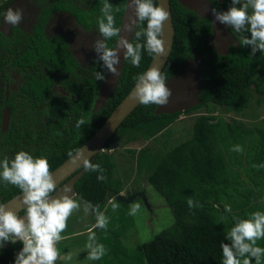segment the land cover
<instances>
[{
  "label": "trees",
  "instance_id": "1",
  "mask_svg": "<svg viewBox=\"0 0 264 264\" xmlns=\"http://www.w3.org/2000/svg\"><path fill=\"white\" fill-rule=\"evenodd\" d=\"M169 1L174 41L162 72L168 78L175 75L188 59H200L199 69L204 75L200 102L183 111L159 114L155 113L156 105L138 104L106 141L104 148L117 143L122 145L154 139L159 134L170 133L171 123L182 112L188 113L202 107L206 112L195 117L190 137L184 140H175L172 144L162 140L156 149L147 146L125 148L130 159L135 158L132 170H143L145 167L146 181L162 196L173 218L172 224L137 247L136 255L128 257L126 250L125 257H121L125 246L120 238L130 219L124 207H120L125 206L126 202L115 199L125 188L120 164L112 151L103 150L94 154L91 162L101 165L104 179H97L101 174L99 172L85 170L75 182L76 196L99 206L100 212H104L108 204H119L118 212L112 219L109 218L107 229L94 228V212L86 222L89 224L86 228L88 235L95 232L97 242L106 248V255L102 259L93 260L97 264H222L220 245L228 242L226 234L235 223L233 218L244 219L251 212L264 211V167H253L264 165V116L251 126L225 116L229 113L241 115L245 109L253 111L252 103L264 104V53L250 55V47L241 43L242 37L249 34L231 28L238 44H231L227 54H218L210 18L201 16L180 0ZM221 1L218 3L214 0V3L217 8L222 6L227 11L231 0ZM9 2L1 0L0 13ZM109 2L113 4L116 26L119 27L126 0ZM153 2L157 4L156 0ZM53 3L52 7L68 8L83 25L90 26L98 25L104 0H90L88 9L68 0H55ZM117 7L119 12H115ZM141 27H146V22L139 25L137 30ZM39 31L36 29V32ZM115 39L108 40L109 47H113ZM130 42H136L134 34ZM54 56V53L42 55L44 60L48 59L56 65L58 62ZM28 58V63H32L33 58ZM151 58L146 51H142L139 67H134L130 60H124L113 92L97 110H93V105L101 81L95 78L87 79L85 88L79 86L82 89L75 93L74 100H71L73 102L63 107L59 100H54L53 106L25 107L14 111L15 103H11V98L4 101L10 107V118L5 131L0 127V160L11 159L23 150L34 157H46L50 169L55 168L108 117L135 84L134 77L145 72ZM18 60L23 63L20 58ZM98 69L106 72L101 61ZM28 83L27 89L32 93L29 100H36L42 95L49 97V80L32 76ZM216 110L222 113H214ZM81 118L85 124L77 128V121ZM236 145L241 146L243 151H233ZM18 192L19 188L0 180V203ZM135 192L136 189H133L122 196L129 197ZM189 198L198 206L190 209L187 203ZM226 205L231 207L230 213L225 212ZM20 214L23 215V212ZM258 245L264 247V240L258 241ZM22 247L19 241L5 244L0 248V264H14L16 254Z\"/></svg>",
  "mask_w": 264,
  "mask_h": 264
},
{
  "label": "clouds",
  "instance_id": "2",
  "mask_svg": "<svg viewBox=\"0 0 264 264\" xmlns=\"http://www.w3.org/2000/svg\"><path fill=\"white\" fill-rule=\"evenodd\" d=\"M239 5V6H237ZM132 16L124 29L116 26L113 4L104 0L101 8L102 17L98 20L99 37L93 44L102 68L113 76H118L117 65L121 63V53L124 60H130L134 67H139L142 51L154 58L166 54L164 37L165 24L170 21L171 14L164 0L157 5L153 0H129ZM120 9L115 8V12ZM215 21L233 28L236 32H247L241 43L250 47V55L264 53V0H231L227 11L212 9ZM24 20L23 10L9 8L4 14L3 24L18 26ZM146 22V27L137 28ZM122 31L134 34L136 42L122 36ZM117 37L115 47L108 46V40ZM143 41V42H141ZM97 81L106 79L104 71L95 72ZM136 81L132 97L141 105L167 106L172 95L166 86L167 78L158 64L153 63L145 72L134 77ZM85 124L83 118L77 121L76 127ZM84 148L76 149L72 163L81 164L86 171L99 172V181L104 179L100 164L92 163L90 155H84ZM104 150V149H103ZM242 152L241 146L232 149ZM264 167V165H253ZM0 180L19 188L21 197L18 207L0 203V248L5 244L22 243V249L16 254L14 264H56L60 257L57 243L62 239V233L67 228V221L73 212L80 210L83 202L85 214L94 212L96 223L94 228L107 229L109 218L88 201L75 198L70 186H64L58 191L57 180L50 169L46 157H34L27 151L17 152L13 158L0 160ZM55 194V195H54ZM77 197V196H76ZM123 197V196H122ZM188 207H197L196 202L189 198ZM113 204V210H116ZM140 205H134L130 214L139 211ZM23 212V215L20 212ZM231 207L225 206V212L230 213ZM235 223L227 231L226 240L220 247L222 264H261L264 258V247L258 241L264 240V211H254L248 218H233ZM88 258L100 260L106 255V248L96 240L95 232L88 237L86 245Z\"/></svg>",
  "mask_w": 264,
  "mask_h": 264
},
{
  "label": "flooded vegetation",
  "instance_id": "3",
  "mask_svg": "<svg viewBox=\"0 0 264 264\" xmlns=\"http://www.w3.org/2000/svg\"><path fill=\"white\" fill-rule=\"evenodd\" d=\"M53 1L55 0H29V11L23 14L24 20L18 26H9L2 22L1 18L8 4L0 13V127L3 131L7 129L10 118V107L4 101L11 98V103L16 104H13L14 111L25 107L53 106L54 100H59L63 107L66 103L73 102L71 100H74L75 93L85 88L88 85L87 79L95 78V72L99 71L100 61L93 48L94 42L100 38L98 25H83L68 8L52 7ZM68 1L82 8L88 9L91 6L90 0ZM183 2L201 16L209 17L211 24L212 20L215 21L212 9L226 11L222 6L217 8L214 0ZM65 13L71 18L65 19L61 15ZM32 17L33 20L29 24ZM217 24L236 40L230 27L218 22ZM36 29H39L40 33L36 32ZM229 38L232 44H235L233 38ZM42 53L56 54L54 58L58 63L55 65L48 59L44 60ZM29 56L33 58L32 63H28ZM19 58L23 61L22 64ZM85 66L91 71L84 72L87 69ZM32 76L49 80V97L44 98L42 95L36 100L28 99L29 95H32L31 90L27 89L29 78ZM79 86L84 87L78 88ZM5 108L9 114L6 126L2 128V114Z\"/></svg>",
  "mask_w": 264,
  "mask_h": 264
},
{
  "label": "rangeland",
  "instance_id": "4",
  "mask_svg": "<svg viewBox=\"0 0 264 264\" xmlns=\"http://www.w3.org/2000/svg\"><path fill=\"white\" fill-rule=\"evenodd\" d=\"M1 2V0H0ZM33 9L31 8L30 11ZM65 19H70L68 14H61ZM34 17V16H33ZM32 19L28 22L31 23ZM84 72L91 71L88 66ZM254 107L251 109H245L241 115L236 113H229L225 115L227 117L242 120L246 126H251L256 121H260L264 116V104L262 106L257 103H252ZM204 107L195 109L191 112H182L170 126L168 134H159L154 139L140 140L136 143L122 144L119 143L112 145L111 147L104 148L107 152L115 153V157L120 164L121 174L125 180V188L120 192L121 195L129 194L136 189V191L143 190V196H136L132 201L127 202L124 207L125 214L130 219V224L123 228V235H121L120 242L125 246V252L121 251V257L124 258L126 250H128V257L136 255L135 249L143 242L150 240L156 233L172 224L173 218L170 209L162 196L146 181V169L132 170L134 168V160L130 159V155L126 154L125 148L139 149L142 146L156 149L162 140L170 141L172 144L175 140H184L190 137L192 125L197 115L205 113ZM214 113H222L220 110H216ZM228 114V113H227ZM124 154V155H123ZM131 160V161H130ZM120 161V162H119ZM124 171L126 173H124ZM75 198H77L75 196ZM126 198V197H125ZM78 199V198H77ZM79 200V199H78ZM113 204H115L116 210H113ZM140 205L139 211L135 214H130L134 205ZM119 210V204L114 202L108 204L103 212L108 218H113ZM117 211V212H116ZM73 216L69 217L67 221V228L61 234L62 239L57 243V248L60 252V257L56 261V264H97L88 258V249L86 247L88 243V227L87 220L90 219L91 212L85 214L83 211V205L78 211L73 212ZM76 230V231H75ZM79 238V239H78ZM136 259V257H135ZM134 260V259H133ZM136 261V260H134ZM264 264V262H262Z\"/></svg>",
  "mask_w": 264,
  "mask_h": 264
},
{
  "label": "water",
  "instance_id": "5",
  "mask_svg": "<svg viewBox=\"0 0 264 264\" xmlns=\"http://www.w3.org/2000/svg\"><path fill=\"white\" fill-rule=\"evenodd\" d=\"M157 5L160 4L161 0H156ZM181 3L185 4L183 0H180ZM164 3L168 10L170 11L171 18L170 21L165 24L164 28V39L166 41V54L162 57L154 58L152 56L148 66L144 71H147L153 63L160 66V70L167 61V58L170 54L173 41H174V26L172 20V12L170 8V1L164 0ZM9 8H20L23 10V14L29 11V0H10L8 3L5 12ZM2 15V22L4 14ZM132 16V9L129 7V0H126L124 11L122 14L120 28L124 29L129 21V17ZM122 36L131 40L132 33L127 31H122ZM212 36L214 41V46L218 54L225 55L229 51V47L232 44L229 37L233 38V35L227 33L219 28V25L216 21L212 20ZM118 38L116 37L113 47L116 46ZM234 41V38H233ZM237 45V41H234ZM195 54V50H193ZM200 60V59H199ZM196 58L188 59L184 64L179 67V70L175 75L170 76L166 80V86L171 90L172 95L169 98V103L167 106H158L156 105L155 113H174L176 111H183L185 109L191 108L197 105L200 102L199 93L204 86V75H202L199 69V61ZM123 55L121 53V63L117 65L118 76H113L111 73L105 72L106 79L102 81L100 88L98 90L96 99L94 101L93 110L100 109L103 104L108 100L111 93L113 92L120 73H122L123 67ZM136 83V82H135ZM135 84L128 91V93L122 98V100L116 105V107L111 111L108 117L101 123V125L92 133V135L85 140L77 149L84 148V155H90V160L94 154L103 151L106 141L113 135L115 130L125 119V117L139 104L133 97L132 92L134 90ZM8 109L5 108L2 114V123L4 128L8 120ZM75 156V151L73 152ZM57 180L58 191L62 190L64 186H70L73 193H75V182L76 180L84 173L85 169L81 164L72 163V157H67L59 165L51 170ZM21 192L16 193L9 199L3 201L2 203L8 204L11 207L19 206V199L21 197ZM55 195V194H54ZM136 196H143L144 191H136L129 197H122L121 194L115 196V199L120 202H130Z\"/></svg>",
  "mask_w": 264,
  "mask_h": 264
},
{
  "label": "crops",
  "instance_id": "6",
  "mask_svg": "<svg viewBox=\"0 0 264 264\" xmlns=\"http://www.w3.org/2000/svg\"><path fill=\"white\" fill-rule=\"evenodd\" d=\"M76 231V230H75Z\"/></svg>",
  "mask_w": 264,
  "mask_h": 264
}]
</instances>
